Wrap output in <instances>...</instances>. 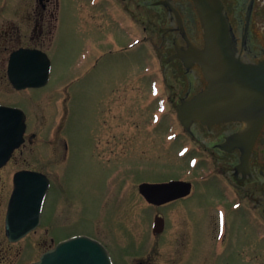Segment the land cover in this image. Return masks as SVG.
I'll return each mask as SVG.
<instances>
[{
	"label": "rangeland",
	"instance_id": "rangeland-1",
	"mask_svg": "<svg viewBox=\"0 0 264 264\" xmlns=\"http://www.w3.org/2000/svg\"><path fill=\"white\" fill-rule=\"evenodd\" d=\"M70 6L69 27L66 25L52 54L49 85L55 91L68 87L71 95L62 126L55 128L57 138L67 139L69 154L67 162L59 165L61 175L47 198L44 227L55 240L80 233L94 236L108 247L114 264H264V247L258 250L255 246V225L233 206H228L233 212L227 219V243L212 246L216 215L220 221L215 200L221 198L223 179L217 174L200 180L207 175L206 169L217 166L210 153L200 155V161L193 159L194 152L179 154L191 139L179 133L172 104L176 98L167 110L158 104L160 93L172 94L170 85L175 82L168 74L167 79L162 77L149 45L137 32L125 33L118 27L107 28L109 36L104 32L100 41L90 43L93 50L86 44L90 33L79 30L75 20L78 11L74 8H85L84 1L76 4L72 0ZM134 43L131 51L124 50ZM83 50L88 51L85 60L89 63L98 54L101 57L87 75L88 66L81 64ZM155 84L160 89L156 97L152 95ZM13 99L28 114L33 110L27 93ZM41 131L42 143L50 127ZM174 131L179 133L177 137L167 138ZM180 176L195 183V196L156 208L138 193L141 182ZM156 215L163 217L164 229L154 236L150 225ZM45 241L27 239L10 246L9 251L0 240L5 248L1 255L9 252L10 258L17 257L24 264L38 258L41 251L36 245ZM33 244L34 255L27 248Z\"/></svg>",
	"mask_w": 264,
	"mask_h": 264
},
{
	"label": "flooded vegetation",
	"instance_id": "flooded-vegetation-1",
	"mask_svg": "<svg viewBox=\"0 0 264 264\" xmlns=\"http://www.w3.org/2000/svg\"><path fill=\"white\" fill-rule=\"evenodd\" d=\"M71 1L0 0V95L3 96L0 98V106L18 109L24 114L23 141L0 166V240L5 242L4 245L9 247V251L10 246L17 245L27 239L46 240L42 246L39 243L36 245V249H40L41 255L52 249L59 241L74 236L70 235L55 240L50 229L44 227L43 223L47 198L58 182L61 175L60 166L67 162L69 154L67 139L57 138L55 131V128L57 130L61 128V122H63L69 107V89L64 87L55 91L50 89L49 85L53 73L52 54L56 43L61 38V33L66 31L67 24L70 22ZM77 1L79 0H75L76 4ZM83 1L85 8L74 9L78 11L75 20H78L79 30L86 29L90 33L86 44L97 43L101 39L100 35L104 32L105 37L109 36L107 28L114 30L119 27L125 33L133 31L140 34L142 42L149 45V50L158 62L162 77L167 79L168 74L175 82L170 85L172 94L166 95L168 106L173 97L176 99L172 104L176 108L178 104L191 99L206 87L207 83L201 68L192 61L183 60L191 49H200L203 46L201 17L197 0ZM220 1L231 32L236 56L246 63L263 62L264 0ZM91 46L94 50L95 46ZM134 47L135 43L132 46L124 47V50L131 51ZM83 55L81 64L84 62V66H88L86 70L90 67L88 71H84V75H87L90 70L92 71V68L98 66L101 57L98 54L95 60L89 63L85 60L88 51L83 50ZM28 79H34L38 84L45 80L40 86L24 88H16L12 82L16 81L18 85H21L23 80ZM38 91H43L42 95L35 93ZM25 93H27V100L33 108L30 114L13 99L16 96L23 98ZM59 115L61 118L58 121ZM178 126L181 130L179 133H183L191 139V143L187 147L189 152H194L196 160L200 161V155L207 152L216 160V168L206 169L207 175L201 176L200 180H207L217 174L221 175L223 179H221V183L224 188H218L221 198L215 200L216 211H221L224 214L223 232L218 238L219 226L216 215V227L215 224L212 227V230H216L212 246L227 243V219L233 212L229 207L233 206L237 207L235 211L241 210L249 218L251 225H255V234L258 236L255 239V246L258 250L263 249L264 122L249 153L246 137L248 127L241 122H221L206 126L199 121H194L188 129L183 128L179 123ZM49 127L50 133L44 136L45 139L43 138L41 143L43 136L41 129ZM40 175L45 177L48 182V192L40 214L39 224L25 236H17V240L10 241L6 224L13 192L16 188L28 191L32 186L33 188L38 187L42 183ZM169 180L189 181L188 178L180 176L178 179L144 182L163 183ZM191 183L192 193L190 196L153 207L170 206L186 200L192 195L195 196L196 185ZM18 207H24L23 203H19ZM17 220L29 221L30 219L20 217ZM95 233H97V226L93 234ZM89 237L102 243L94 236ZM103 245L109 251L108 247ZM0 247V264H21L17 257L10 258L9 252L1 255V252H5V248L2 247V243H0ZM27 248L28 251L31 249L34 255V244ZM21 252H23L22 247ZM36 260L26 261L24 264H31Z\"/></svg>",
	"mask_w": 264,
	"mask_h": 264
},
{
	"label": "water",
	"instance_id": "water-1",
	"mask_svg": "<svg viewBox=\"0 0 264 264\" xmlns=\"http://www.w3.org/2000/svg\"><path fill=\"white\" fill-rule=\"evenodd\" d=\"M197 1L204 46L202 49H191L183 60L199 65L208 84L205 90L191 100L177 106L178 120L187 129L194 121L206 126L221 122H242L248 127L246 137L249 153L264 120V62L245 63L236 56L220 0ZM13 83L17 88L37 86L35 80H28L23 85H18L16 81ZM23 120L21 111L0 107V162H4L22 142ZM46 190L47 187L42 186L35 191H14L10 202L12 211L16 203L23 201L28 205V209L23 212L24 216L34 215L36 221L24 223L23 228H15L16 224L8 222L9 236L12 233L22 236L35 228ZM189 192L190 184L185 182L139 186V193L146 201L156 205L186 196ZM162 229L163 220L156 218L154 232L160 233ZM34 264L112 262L108 252L99 242L85 236H76L57 244Z\"/></svg>",
	"mask_w": 264,
	"mask_h": 264
}]
</instances>
